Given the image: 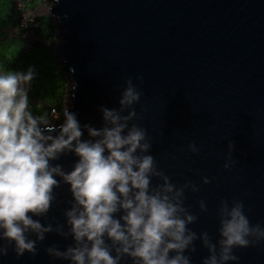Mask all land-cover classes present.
Wrapping results in <instances>:
<instances>
[{
    "label": "water",
    "instance_id": "obj_1",
    "mask_svg": "<svg viewBox=\"0 0 264 264\" xmlns=\"http://www.w3.org/2000/svg\"><path fill=\"white\" fill-rule=\"evenodd\" d=\"M52 1L49 14L60 37L55 56L70 80L66 107L81 125L100 127L98 107L118 108L131 76L142 93L134 107L143 119L134 122L153 138L158 166L177 185L191 180L199 186L185 193V204L199 217L189 227L218 239L216 209L223 199L242 200L251 223L264 226V0ZM193 141L198 153L188 149ZM230 141L237 163L225 169ZM76 159L68 153L57 162L69 170ZM205 176L212 182L204 184ZM55 193L42 222H64L71 193L68 185ZM71 243L48 233L35 257L10 251L0 264H69L44 248ZM196 247L192 264H201L208 252L199 241ZM236 254L239 261L228 264H264V242Z\"/></svg>",
    "mask_w": 264,
    "mask_h": 264
},
{
    "label": "clouds",
    "instance_id": "obj_2",
    "mask_svg": "<svg viewBox=\"0 0 264 264\" xmlns=\"http://www.w3.org/2000/svg\"><path fill=\"white\" fill-rule=\"evenodd\" d=\"M34 66L26 71H0V258L39 254L46 234L55 232L72 243L63 250L45 246V253L69 264H192L196 242L207 249L201 264L238 262L237 249L264 242V226L252 224L242 200L220 201L216 209L218 239L189 225L199 217L185 204L186 191L198 192L191 180L173 183L151 154L148 130L134 121L143 117L134 105L141 100L129 76L118 108L98 107L102 125H81L65 107L55 120L30 107ZM141 80V77H136ZM145 109L141 107V113ZM85 131L87 138H84ZM235 145L228 143L223 165L230 169ZM188 149L200 151L190 142ZM74 154L71 169L58 163ZM204 184L212 181L202 177ZM68 185L71 199L64 222L45 223L57 200L55 189ZM199 209L208 211L200 200Z\"/></svg>",
    "mask_w": 264,
    "mask_h": 264
},
{
    "label": "trees",
    "instance_id": "obj_3",
    "mask_svg": "<svg viewBox=\"0 0 264 264\" xmlns=\"http://www.w3.org/2000/svg\"><path fill=\"white\" fill-rule=\"evenodd\" d=\"M43 0H21L24 10L35 11ZM16 0H0V71H26L34 66L36 77L32 81L30 107L37 115L51 118L52 108L60 112L65 108L68 80L55 56L57 25L50 14H40L23 23L16 11ZM15 33L5 36L7 29ZM28 32L30 46L25 45L22 34ZM6 37V38H5ZM40 99L42 104H38Z\"/></svg>",
    "mask_w": 264,
    "mask_h": 264
},
{
    "label": "rangeland",
    "instance_id": "obj_4",
    "mask_svg": "<svg viewBox=\"0 0 264 264\" xmlns=\"http://www.w3.org/2000/svg\"><path fill=\"white\" fill-rule=\"evenodd\" d=\"M21 0H16V2H19V3H21L20 2ZM53 4V1L52 0H43L39 5H38V7L36 8V10L33 12H31V11H25V18L27 19V18H31L32 16H35V15H40V14H49V11H50V7H51V5ZM17 7H18V9H21V7H23V4L21 3V4H18L17 3ZM13 33H15V30H13V29H7L6 31H5V36L6 37H8V35H10V34H13ZM5 37V38H6ZM30 38V37H29ZM31 38H33V36H31ZM55 40H56V42H58V40H60V37H58V36H56L55 37ZM67 77V76H66ZM67 80H68V90H67V94H66V102H65V107L66 106H68V99H69V95H70V80L67 78ZM62 114V112H60V114L59 115H61ZM61 118H62V116H61ZM61 118H60V120H61ZM49 120H51L52 122H57L58 120H55V118L54 117H52L51 116V118L49 119Z\"/></svg>",
    "mask_w": 264,
    "mask_h": 264
},
{
    "label": "built area",
    "instance_id": "obj_5",
    "mask_svg": "<svg viewBox=\"0 0 264 264\" xmlns=\"http://www.w3.org/2000/svg\"><path fill=\"white\" fill-rule=\"evenodd\" d=\"M21 2V1H20ZM18 4H21V3H19V2H17ZM16 11H17V13H18V15H19V17H21V20H22V22L23 23H26L28 20H31L32 19V17L31 18H25V10H24V5H23V7H21V9H18V7H17V5H16ZM22 37H24V39H25V45L27 46V47H29L30 46V38H31V36H30V34L28 33V32H26V33H24V34H22ZM30 37V38H29ZM60 114V111H58V110H55V108H52L51 109V112H50V115L52 116V117H56V116H58Z\"/></svg>",
    "mask_w": 264,
    "mask_h": 264
},
{
    "label": "flooded vegetation",
    "instance_id": "obj_6",
    "mask_svg": "<svg viewBox=\"0 0 264 264\" xmlns=\"http://www.w3.org/2000/svg\"><path fill=\"white\" fill-rule=\"evenodd\" d=\"M41 102H42V101H41L40 99L37 100V103H38V104H42Z\"/></svg>",
    "mask_w": 264,
    "mask_h": 264
}]
</instances>
